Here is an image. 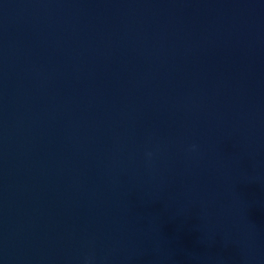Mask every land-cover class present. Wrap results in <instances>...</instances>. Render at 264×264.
<instances>
[{"label":"water","instance_id":"95a60500","mask_svg":"<svg viewBox=\"0 0 264 264\" xmlns=\"http://www.w3.org/2000/svg\"><path fill=\"white\" fill-rule=\"evenodd\" d=\"M0 264H264V0H0Z\"/></svg>","mask_w":264,"mask_h":264}]
</instances>
